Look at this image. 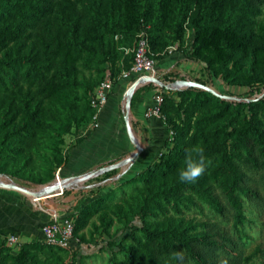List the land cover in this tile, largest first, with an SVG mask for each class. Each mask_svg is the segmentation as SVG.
Wrapping results in <instances>:
<instances>
[{"label":"trees","instance_id":"obj_1","mask_svg":"<svg viewBox=\"0 0 264 264\" xmlns=\"http://www.w3.org/2000/svg\"><path fill=\"white\" fill-rule=\"evenodd\" d=\"M122 3L123 0H0V135L4 133L0 174L7 173L6 147L23 153L25 166L29 165L38 132L44 126V106L57 93L77 87L72 56L85 42L102 48L110 38L129 48L136 35L149 26V43L157 62L168 46L181 38L183 42L188 30L194 37L190 50L182 54L184 60L203 65L209 77H218L226 86L253 90L258 95L227 100L198 88H185L174 95L160 89L159 114L172 132L171 138L164 140L154 161L141 170L133 169L137 174L120 176L117 184L121 189L136 185L121 203L108 199L113 194L110 191L69 215L73 218V237L77 240L90 219L99 213V225L107 232L112 221L105 220L103 210L111 205L116 217L128 221L122 227L129 232L119 244L115 245L114 240L108 243L109 264H244L251 259L244 250V202L256 213L264 212V27L258 24L264 0H200L193 11L185 8L179 14L170 31L174 39H170L159 16L154 20L159 26L149 22L150 4L135 21L136 30L128 33L118 24L109 26L107 10ZM124 61L117 76L107 69L89 91L86 118L80 115L79 99L72 98L69 116L59 126L52 145L49 174L32 180L35 184L51 181L55 171L62 179L69 152L79 144L63 152V136L78 132L91 120V95L106 78L114 85L120 82L121 73L132 66L133 54L127 53ZM173 76L180 77L178 73ZM145 86L151 87L145 93L158 89L152 83ZM137 92L131 107L139 99ZM157 93L158 90L153 95ZM109 99L110 95L104 107ZM193 145L203 147V156L209 162L204 173L194 183H188L179 179V170ZM125 156L112 158L87 172L118 164ZM109 175L115 176L116 172ZM208 186L219 190L226 209L210 200ZM200 203L219 216L218 223L195 226L177 217L181 209L196 208ZM229 221L230 228H223ZM1 247L4 248L0 243V264H47L39 254L56 257L61 251L42 241L22 243L16 251Z\"/></svg>","mask_w":264,"mask_h":264},{"label":"rangeland","instance_id":"obj_2","mask_svg":"<svg viewBox=\"0 0 264 264\" xmlns=\"http://www.w3.org/2000/svg\"><path fill=\"white\" fill-rule=\"evenodd\" d=\"M107 1L109 0H102V3ZM199 2L200 0H123V3L118 7L112 6L107 10L108 23L109 26L118 24V26L124 27L126 31L130 33L132 30H136L137 24H135V21L137 22L142 17L143 8L150 4L151 12L149 16L151 17L149 22L153 27L159 26L160 23L155 24L154 21L155 17L159 16L163 27L170 32L174 24L179 20V14H181L185 8L193 11L196 6L199 5ZM258 24L264 27V7L262 9V14L258 18ZM193 37V33L186 30L183 42L181 43V38L179 41L168 46L163 52V57L175 53L181 55L187 53L193 43ZM170 39H174V34L172 32H170ZM180 43L181 45L179 46ZM178 46L181 48L180 51H178ZM127 48L128 47L115 44L110 38L106 40L102 48L95 43L85 42L81 49L72 56L77 69L75 78L77 87L70 91L57 93L44 106L46 113L44 126L43 129L38 132L37 144L32 153L29 165L25 166L22 159L23 153L19 154L16 151H11V147H6L7 151H5L4 156L7 158L5 161L7 173L0 174V176L5 178V183L7 185H15L22 190H28L40 195H45L44 189L48 188V186H55L54 188L56 189L49 193L59 191L63 187L61 195L38 202L44 213L38 211L40 210L38 205H36L37 207L34 206L38 198L36 195L31 193L23 194L21 191L15 190V188H6L12 189L18 193L20 192L24 200L23 208L28 210L31 216L46 218L48 216L47 214H56L61 218L67 217L72 213H77L85 204L110 191H112L113 194L108 199L114 203L117 201L119 204L121 203L120 200L130 195L131 191L136 186L130 185L121 189L120 184H117L123 170L132 162L130 157L126 159L127 162L123 165L114 164L98 169L91 174L84 172L74 177L73 181L69 182H65L64 179L60 177L59 179L63 183L57 180V171L52 174V180L47 183L37 185L32 181L43 179L49 174V170L51 169L50 159L52 145L57 140L56 134L59 126L63 124L69 116L68 107L72 102V98L77 97L79 99L78 108L80 115L86 118L88 115L87 102L89 91L97 82L102 80L107 69H111L114 76L119 74L125 66L124 57L126 56ZM103 54H107V56ZM187 62L194 63L192 61ZM165 74L168 75L162 76L161 80L158 75V82L159 80L162 81L163 86H167V88L165 89V87H161L158 84L156 86L159 90L163 89L164 92L169 91L171 94L173 92V95L177 91L190 87L201 90H211L217 96L227 100L234 98L242 100L252 99L258 95L256 92H253V90L226 86L218 77H209L208 70L203 65H199V69L193 75L194 77L178 73L182 78L180 79L179 76H173L175 73L169 74V72H167ZM193 84L198 87L192 86ZM147 87L151 88L145 85L139 87L135 90L136 92L138 91L136 94H140L139 92H143ZM134 92L131 95L130 102L133 99ZM158 93L161 92L158 91ZM121 99V121L124 125L126 123V125L129 126L130 114L126 111H130L131 103L129 102L127 104V98ZM132 101H134V99ZM0 118H2V116H0ZM3 134L4 133H1L0 135V142L3 139ZM80 135L79 131L64 135L63 145L61 146L62 151L65 152L70 146L77 143L78 140H80L78 139ZM2 147L3 146H0V151ZM112 171L116 172L115 176L109 175ZM132 174L137 173L132 172ZM206 194L213 203L225 209L227 208L224 198L215 186L206 187ZM112 202L111 204L113 205L114 203ZM112 207L113 206L110 205L103 210V213H105V220L112 221L107 232H103L99 225V217L101 216V213H99L91 218L86 228L79 233L77 240L75 239L78 243L76 242L74 246L67 248L59 247L61 251L57 253L56 257L39 254L40 260L47 264H109L108 259L111 249L108 243L114 240L115 245L119 244L120 240L129 232V230L123 229L122 227L128 221H125L122 217H116L112 213ZM244 207V214L247 219V222L242 227V231L245 235L244 250L246 256L251 258L244 264H264V212L260 214L256 213L254 210L250 209L247 202H244ZM37 212L41 214H36ZM177 217H182L195 226L207 222L218 223L220 219L219 216L204 203H200L196 208L188 206L187 209H181V215ZM230 224L231 221L222 227L229 229ZM16 235L20 239V235ZM20 242V244L25 243L24 240H20ZM3 249H7V247L4 246ZM117 257L121 258L122 256L117 255Z\"/></svg>","mask_w":264,"mask_h":264},{"label":"crops","instance_id":"obj_3","mask_svg":"<svg viewBox=\"0 0 264 264\" xmlns=\"http://www.w3.org/2000/svg\"><path fill=\"white\" fill-rule=\"evenodd\" d=\"M184 61L182 55L178 53L164 56L156 62L157 80L158 75L161 80L167 72L192 77L199 69V65ZM160 80L159 85L163 86ZM164 87L167 88V86ZM123 89L122 83L114 87L109 103L100 112L99 130L94 133L91 131L78 138L80 139L77 142L78 146L69 152V161L63 169L62 179L77 177L89 171L93 166L122 155H126L125 159L130 157L132 162L121 175L141 169L156 159L167 138V128L162 120L156 117L145 118L144 113L153 104V93L159 89L146 93L139 92V99L133 103L130 111H126L130 114L129 126L121 121L122 106L120 103ZM137 148L141 151L133 157ZM0 184V235L7 236L16 233L24 242L41 240V228L49 216L46 218L31 216L29 211L23 208L24 200L20 192L6 189L8 187L4 177H0ZM37 205L40 207L38 211L44 213L40 204Z\"/></svg>","mask_w":264,"mask_h":264},{"label":"built area","instance_id":"obj_4","mask_svg":"<svg viewBox=\"0 0 264 264\" xmlns=\"http://www.w3.org/2000/svg\"><path fill=\"white\" fill-rule=\"evenodd\" d=\"M148 30L149 26H147L145 29H142L136 35L133 45L126 50V54H133V63L131 68L128 71H123L119 77V83H122L124 86L121 95L122 98H127L131 88L136 82L146 80L144 84H154L152 81L157 79L158 72L149 43ZM115 86L116 85H114L109 78H106L94 90L93 94L90 97V106L93 110V115L91 117V120L79 130V133L81 134L80 137L85 136V134L90 133L93 129H96L98 127L99 113L106 104L108 96L112 94ZM161 103V93H157L153 97V104L145 111L144 117H156L163 122V118L159 114V107ZM171 136L172 132L167 130V138H171ZM56 178L57 180H60L58 171L56 172ZM62 192L63 187L59 191H55L54 193H49L44 196H38L36 204H34V206H36L40 200L57 197L61 195ZM48 216V220L43 224L41 228V241L47 245H52L60 248L74 246L76 244V240L73 237V218L69 216L61 218L56 214H50ZM0 243L13 251H16L21 245L20 239L16 234H9L7 236L0 235Z\"/></svg>","mask_w":264,"mask_h":264},{"label":"clouds","instance_id":"obj_5","mask_svg":"<svg viewBox=\"0 0 264 264\" xmlns=\"http://www.w3.org/2000/svg\"><path fill=\"white\" fill-rule=\"evenodd\" d=\"M189 152L190 155L185 160L184 167L179 170V179L183 182L194 183L204 173L209 161L203 156L202 146L193 145Z\"/></svg>","mask_w":264,"mask_h":264},{"label":"water","instance_id":"obj_6","mask_svg":"<svg viewBox=\"0 0 264 264\" xmlns=\"http://www.w3.org/2000/svg\"><path fill=\"white\" fill-rule=\"evenodd\" d=\"M145 82H146V80H141V81L136 82V83L133 85V87L131 88V90H130L128 96H127V104L130 102V98H131V95L133 94V92H134L136 89H138L141 85H143ZM152 82H153L154 84H156V85H157V84L159 85V82H158L157 79L153 80ZM159 86H161V85H159ZM192 86L196 87L197 85H194V84H193ZM161 87H164V86H161ZM197 87H198V86H197ZM205 90H207V91H209V92H212L211 90H208V89H205ZM212 93H214V92H212ZM140 151H141V150H140L139 148H137L136 154H134L133 157H136L137 154H138ZM130 159H131V158H130ZM126 162H127V160L125 159L124 161H122V162L119 163V164L123 165V164H125ZM0 177H2V176H0ZM2 178H3V177H2ZM64 181H65V182L73 181V178H71V179H64ZM62 183H63V182H62ZM0 185H1V184H0ZM7 187H8V188H13V189L15 188V190L21 191V192H23L24 194H25V193H31V194H33V195H36L37 197H38V196H44V195H40V194H38V193H32V192H30V191H28V190H22V189L16 187L15 185H13V186L7 185ZM54 187H55V186H48V188H45V189H44L45 195L49 194V192H51L52 190H54V189H55ZM55 190H56V189H55Z\"/></svg>","mask_w":264,"mask_h":264}]
</instances>
